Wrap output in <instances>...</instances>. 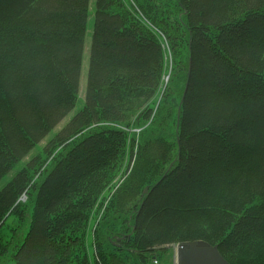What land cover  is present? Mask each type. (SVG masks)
Masks as SVG:
<instances>
[{
  "label": "trees",
  "instance_id": "trees-1",
  "mask_svg": "<svg viewBox=\"0 0 264 264\" xmlns=\"http://www.w3.org/2000/svg\"><path fill=\"white\" fill-rule=\"evenodd\" d=\"M7 174L0 264H264V0H0Z\"/></svg>",
  "mask_w": 264,
  "mask_h": 264
},
{
  "label": "rangeland",
  "instance_id": "rangeland-1",
  "mask_svg": "<svg viewBox=\"0 0 264 264\" xmlns=\"http://www.w3.org/2000/svg\"><path fill=\"white\" fill-rule=\"evenodd\" d=\"M92 6L94 7V0H91V7ZM167 56H168V54H167ZM86 63H87V61L85 60V63H84V66H83V72L81 73V78H80V86H79V91H78L79 102L77 101V105H81L80 98L83 96L84 83H85V72H86ZM164 69H165V73H164V75L162 77L163 86H164V84H166V82L168 80L167 76H168V72L170 71V61H169L168 57L165 60ZM63 122H64V120L62 121V123ZM127 161H128V154L125 151V152H123L120 155V159H119L118 163L116 164L117 168H116V171L114 173L113 180L111 181V183L107 187L104 188L102 194H99L100 196L96 198V200L94 202L95 204H94L93 210H92L91 215L89 217V224L92 227V229L94 228L96 222L98 221V218L100 217L99 215H100L101 211L98 213L97 216H96V214H97V210L99 209L100 202L105 197L106 190H108V187H109L111 192H113L117 188V184L120 183V181L122 182L123 179L126 178L127 173H128V169H129L127 167ZM9 178H10L9 174L4 176L3 180L0 182V186ZM25 199H26L25 195H22L20 197V200L22 202ZM94 221H95V223H94ZM92 229H90L89 232H91ZM156 260H157L156 264H176V244L175 245H170V247H168L166 249V252L164 254L162 253Z\"/></svg>",
  "mask_w": 264,
  "mask_h": 264
},
{
  "label": "water",
  "instance_id": "water-1",
  "mask_svg": "<svg viewBox=\"0 0 264 264\" xmlns=\"http://www.w3.org/2000/svg\"><path fill=\"white\" fill-rule=\"evenodd\" d=\"M176 264L230 263L219 252L217 244H211L203 239H193L181 241L176 244Z\"/></svg>",
  "mask_w": 264,
  "mask_h": 264
}]
</instances>
